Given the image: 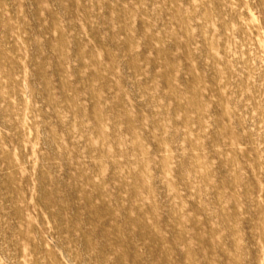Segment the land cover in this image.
<instances>
[{
	"label": "rangeland",
	"instance_id": "1",
	"mask_svg": "<svg viewBox=\"0 0 264 264\" xmlns=\"http://www.w3.org/2000/svg\"><path fill=\"white\" fill-rule=\"evenodd\" d=\"M0 264H264V0H0Z\"/></svg>",
	"mask_w": 264,
	"mask_h": 264
}]
</instances>
